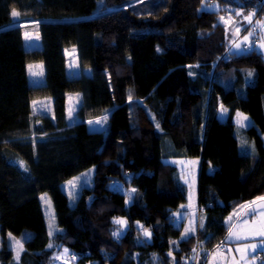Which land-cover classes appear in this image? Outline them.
<instances>
[{"label": "trees", "instance_id": "1", "mask_svg": "<svg viewBox=\"0 0 264 264\" xmlns=\"http://www.w3.org/2000/svg\"><path fill=\"white\" fill-rule=\"evenodd\" d=\"M211 1L0 0V264H53L42 193L61 228L54 243L77 264H194L197 249L206 264L226 242L227 216L264 197V55L220 60L230 46L220 17L260 0H214L218 10ZM24 23L36 24L40 48H25ZM71 47L91 75L67 73ZM32 62L44 64V83H29ZM70 93L81 95L72 125ZM41 98L52 112L34 115ZM239 112L250 126L235 122ZM100 117L106 129L89 130ZM171 157L200 159L202 226L182 239L173 217L188 186ZM90 169L71 205L62 183ZM9 234L24 246L19 260Z\"/></svg>", "mask_w": 264, "mask_h": 264}, {"label": "rangeland", "instance_id": "2", "mask_svg": "<svg viewBox=\"0 0 264 264\" xmlns=\"http://www.w3.org/2000/svg\"><path fill=\"white\" fill-rule=\"evenodd\" d=\"M220 7L219 3L217 1L212 0L207 7L211 10H218ZM258 9V8H257ZM256 8H249L248 10L243 9L240 10L241 16L237 15H230L232 9H227V17H220L222 21L225 22L227 25L229 35L228 39L230 42V46L227 49L225 53L228 55H231V52H237V53H244L246 50L250 48L256 47L257 50L263 53L264 55V15L262 14L263 9ZM254 13L251 17V22H249L246 17H248L250 14ZM24 26V33L26 38V46L28 48H34V47H41V38L40 34L37 31L36 24L28 25L26 23L22 24ZM224 53V54H225ZM68 63H69V74H74V76H80L83 73L86 75H91L92 71L90 68H81L78 65V62L75 58V52L71 51V49L68 50ZM229 62V61H228ZM31 66V68H30ZM27 73H28V79L29 83L31 85H39L44 83L45 80V67L42 62H32L29 63L27 66ZM81 102V95L80 93H70L67 100V120L70 125L76 123L79 121L76 115V111L80 105ZM222 107L219 108V118H223V111H225L227 114L228 112L223 109ZM32 110L34 115L38 114H48L52 112V99L51 98H41L36 99L32 103ZM247 119H244V118ZM234 120L237 124L248 127L251 125L252 120L251 118L244 114V113H237L234 117ZM91 122V123H90ZM39 127L42 125L41 123L37 124ZM87 125L89 130H105L107 127V121L104 117L95 118L87 121ZM166 162L172 163L176 165L180 171L182 180L184 183L190 188V197L191 193L194 191H197L198 189V175H199V169H200V159L197 158H165ZM94 178V169L87 170L86 172L71 178L70 180H67L62 183L63 190L68 194L69 197V203L71 205L74 204L75 198L78 196L79 192L82 188L91 186ZM43 212L46 217L47 221V227L49 232V245L48 248L54 250V261L53 264H77L74 256L71 255V252L65 248L62 247L59 244L54 243V237L56 234L61 232V228L56 223V216H55V210L52 203V200L48 193H42L40 196ZM187 207L186 210H188L189 214H185V226L183 229L182 236H186L188 234V229L192 228L194 231L198 233L201 225H200V215L202 211H199V205L197 206V210H195V207L191 204ZM179 217H181L179 215ZM178 217V218H179ZM125 221L124 219H121ZM177 217H173V222L175 225H179ZM127 223L120 225L119 231L121 233H124V230L126 229ZM181 225V224H180ZM191 232V233H192ZM190 233V234H191ZM9 242L11 248L14 250V256L16 260H19L24 246L22 242L15 236L9 234ZM51 245V247H50ZM178 247V244H177ZM65 249H67V252H65ZM91 264V263H88Z\"/></svg>", "mask_w": 264, "mask_h": 264}, {"label": "crops", "instance_id": "3", "mask_svg": "<svg viewBox=\"0 0 264 264\" xmlns=\"http://www.w3.org/2000/svg\"><path fill=\"white\" fill-rule=\"evenodd\" d=\"M23 36H24V46L26 49H33L28 48L26 46V38L25 33L23 30ZM38 48V47H34ZM71 49V51L75 52V58L78 62V56H77V50L75 47H71L65 50L66 56H67V73L69 74V63H68V50ZM79 65V64H78ZM70 76H74V74H69ZM67 95V100H68ZM33 103V102H32ZM223 110V109H222ZM223 118L222 120L226 119L228 114L223 111ZM89 121V120H88ZM190 197V188L188 187V201L187 204L182 208L181 211L174 214V217L178 220V223L180 226H185V214H189L187 207L189 206V202L191 199V204L195 207V210H197V206L199 205L198 201V189L197 191H193L191 193ZM254 202V203H253ZM264 201H261L260 199H255L252 201H246L243 204H241L235 211H233L231 214H229L225 220V225L228 228V232L226 235V242L224 244L219 245L214 251H212L209 255V258L206 262V264H264V244L261 242L264 241V237H259L255 235V229L259 227V224L261 221H264ZM179 215L182 217H179ZM179 217V218H178ZM231 218V219H229ZM193 233V232H192ZM230 233H238L240 235H249L250 239L249 241L245 240H236V239H228ZM190 235V234H188ZM181 236L182 238L187 237ZM180 241V239H172L171 244L172 248L176 249L177 244ZM249 243L257 245L255 252H248V251H237V249H244L245 246ZM244 257L245 259L242 260L241 257ZM253 257H256L255 260H253Z\"/></svg>", "mask_w": 264, "mask_h": 264}, {"label": "snow or ice", "instance_id": "4", "mask_svg": "<svg viewBox=\"0 0 264 264\" xmlns=\"http://www.w3.org/2000/svg\"><path fill=\"white\" fill-rule=\"evenodd\" d=\"M11 14H12L13 17H17V16L19 15V13H18L17 11H15V10H13ZM252 15H254V13H252V14H250L248 17H246V19H248L249 22H251V17H252ZM30 68H31V66H30ZM250 74H251V73H249V75H250ZM244 119H247V118L245 117ZM90 123H91V122H90ZM133 191H135V190H133ZM259 199H260L261 201H264V197H260ZM253 203H254V202H253ZM262 206H264V205H262ZM181 218H182V217H181ZM229 219H231V218H229ZM115 222H116L117 224H120V225H123V224L126 223V221H123V220H117V221H115ZM201 226H202V224H201ZM253 228L255 229V235H256V236L264 237V221H261V222H260L258 228H256L255 226H253ZM192 231H194V229L190 228V229H188V233H186V234H190ZM121 234H122V233H121L120 231H116V232L113 233V235H115V236H120ZM145 234H146V235H150V233H148L147 230H145ZM228 239H236V240H245V241H249L250 237H249V235H240V234H238V233H230ZM261 243L264 244V241H262ZM50 247H51V245H50ZM256 247H257V245L252 244V243H249V244H247V245L245 246L244 249H237V251H240V252H243V251L255 252V251H256ZM65 252H67V249H65ZM241 259L244 260L245 258L242 256ZM255 259H256V257H253V260H255Z\"/></svg>", "mask_w": 264, "mask_h": 264}, {"label": "built area", "instance_id": "5", "mask_svg": "<svg viewBox=\"0 0 264 264\" xmlns=\"http://www.w3.org/2000/svg\"><path fill=\"white\" fill-rule=\"evenodd\" d=\"M255 5L257 6L258 9H264V0H260V1H256L255 2ZM220 60L222 61H225V62H228V61H231L232 60V56L227 53L223 54L221 57H220ZM211 206V204H209ZM203 209L199 207V211H202ZM198 252L199 250L197 249V252H196V255H195V259H194V264L197 263V256H198Z\"/></svg>", "mask_w": 264, "mask_h": 264}]
</instances>
